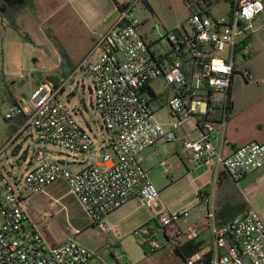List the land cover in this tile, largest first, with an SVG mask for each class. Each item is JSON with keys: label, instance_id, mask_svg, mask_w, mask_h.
I'll return each mask as SVG.
<instances>
[{"label": "built area", "instance_id": "1", "mask_svg": "<svg viewBox=\"0 0 264 264\" xmlns=\"http://www.w3.org/2000/svg\"><path fill=\"white\" fill-rule=\"evenodd\" d=\"M139 1L121 6L116 22L100 36L70 79L58 88L51 81L41 82L30 98L17 99L6 115L9 120L25 116L24 129L33 126L39 141L83 154L88 162L74 173L38 149L34 153L38 165L25 177V189L37 193L67 181L87 216L103 231L110 230L105 222L108 215L140 199L155 215L154 224L144 228L149 250L167 244L177 247L183 239H197L201 229H209L211 253L188 256L185 264H264V216L260 212L250 207L218 225L210 198L201 196L208 216L184 231L178 222L186 212L172 216L165 209L158 210L160 191L149 179L142 156L151 146L178 141L177 130L193 122L201 133L183 139L189 164L215 163L235 182L264 167V143L246 144L224 155L215 144V135L218 127H226L229 114L223 110L219 122L213 115L217 112L213 105L222 102L217 95L227 94L228 104L234 77L251 54L248 39L253 22L264 12V0H230L228 17L196 12L189 18L191 32L184 28L167 32L155 43L147 41L133 16ZM79 71L92 81L96 108L110 133L101 147L77 122L74 110L59 100ZM162 101L177 119L170 128L156 117L155 104ZM158 234L163 235L162 241ZM78 236L58 245L48 243L27 208L26 196L14 190L0 168V264L102 263ZM114 257L117 264L123 259L118 251Z\"/></svg>", "mask_w": 264, "mask_h": 264}, {"label": "rangeland", "instance_id": "2", "mask_svg": "<svg viewBox=\"0 0 264 264\" xmlns=\"http://www.w3.org/2000/svg\"><path fill=\"white\" fill-rule=\"evenodd\" d=\"M117 1L123 3L128 0ZM148 2L154 14L148 11L141 0L133 11L134 18L140 23L139 30L147 41L159 42L167 32L183 28L192 31L189 0ZM33 3L35 10L25 9L18 17L19 29L4 26L0 20V149L3 142L6 144L11 135L16 133V130L11 131L9 128L14 126V121L6 118L11 112L12 97L30 98L37 83L55 77L60 66L58 62L62 60L61 51L70 55L71 52H78L79 55L84 51L82 44L86 34L72 10L77 9L91 22L97 35L111 27L120 14L114 0H73L70 5L65 0H33ZM231 11L230 0H221L209 8L213 17H228ZM253 24L252 78L237 77L234 89L237 112L233 115L231 110L227 126L221 129L223 137L230 129L242 142L248 143L254 139V135L264 130V12ZM74 64L77 69V60ZM245 70L243 68L244 73ZM244 79H248L247 82ZM73 80L65 85L59 100L74 110L77 122L89 131L97 147H101L110 133L96 108L92 81L80 71ZM217 97L226 107L227 94ZM160 104H155L158 108L156 117L166 124L175 123L177 119L172 116L165 101ZM190 125L187 123L183 129L177 130L179 135H184L183 130L193 136L197 135L198 132L192 131ZM180 144L178 140L163 143L157 150L149 149L144 153L150 156L144 168L160 191L158 210L165 209L166 215L172 216L187 213L178 222L185 231L191 229L203 214L198 207L200 199L196 182L187 173V167L176 157ZM38 149L46 151L49 159L63 162L74 173L83 170L88 162L83 154L39 141L33 126L14 137V143L8 146V153L3 152L0 157V168L14 190L26 196L27 208L48 243H59L72 235H79L78 241L91 250L100 245L102 263L98 264H117L115 251L124 256L119 264L124 261L130 264H167L163 258H152L153 251L146 246L149 238L144 228L147 224H154L155 215L143 201L128 203L107 216L105 222L110 230L103 231L87 216L67 181L60 180L42 192L26 190L25 177L29 170L38 165L36 161L30 164ZM224 189L237 190L236 182L228 180ZM204 204L206 207L207 204ZM209 204L212 205V202ZM115 236H121V246L112 244ZM157 236L160 241L164 239L162 234Z\"/></svg>", "mask_w": 264, "mask_h": 264}, {"label": "crops", "instance_id": "3", "mask_svg": "<svg viewBox=\"0 0 264 264\" xmlns=\"http://www.w3.org/2000/svg\"><path fill=\"white\" fill-rule=\"evenodd\" d=\"M71 1H73V0H65V2L69 3V5H70ZM114 1L118 7L119 1H117V0H114ZM129 1L130 0L123 2V3H119V4L124 5V4L129 3ZM72 11L76 17L77 23H79V26L82 28V31H85V34H86V37L83 39V44H82V46L85 47L84 51L82 53L80 52L79 55H77L78 52H76L75 54H73L71 52V55H70L71 58L73 59V61H72L73 64H74V61L77 60V65H79L85 59V57L95 48V45H96L98 39L100 38V36L103 35L105 32H107L112 27V25H111V27H108L106 30H104L103 32H101L97 35V34H95V31H96L95 26L91 22H89L81 13H79V11L77 9H73ZM54 14H56V13H54ZM253 30H254V24H253V28H252L251 34L249 36V39H248V43H249L250 48L253 44V38H254L253 37ZM98 54L99 53H97V55L95 56V59L97 58ZM252 54H253V46L251 48V54L247 58L244 66H243L244 69L246 68V70H245L246 72L244 73L243 68H242L243 73H237V75H235L232 86H231V90H230L231 99H232L231 110H232L233 115H235V113L237 112V104H236V101L234 99L235 98L234 97L235 82H236L238 76H242V77L247 76L248 78H252L251 74L253 72L250 68V66L253 67V65H254V62H253L254 58H252ZM60 64H61V61L58 62V66ZM244 80L247 82L248 79H244ZM71 81L74 82V80H71ZM39 84L40 83H37V85H39ZM36 86H35V88H36ZM19 98H25V97L13 96L12 97V106H13V104L16 103L17 99H19ZM221 104L224 105L223 102H221ZM10 121H14V126H10L9 128L11 129V131L16 130V133H13L11 135L10 140L7 141L6 144H5V141L3 142L4 145L0 149V151H2V153L5 152L6 154L8 153V146H10L11 143H14V137H16L19 134H21L22 132H24V130H25L24 128L26 125L25 124L26 117L23 115H16L12 119H10ZM190 123H191L190 129L192 131L198 132V134L193 136V135H191V133L188 134L185 130H183L184 135L180 136L179 133L177 132V135L179 137V141L181 143L180 144L181 148L180 147H179L180 149L178 148L177 153H176V157H178L180 159L181 163H183V165L185 167H187V170H188L187 173L190 176H193V180L196 182L197 189L199 190V193L202 192L203 198H205V197L210 198V202H212V206L214 207L215 210L223 202H226L227 200L232 199V197H234L235 194L241 193L242 196L246 199V201L248 203V208L253 207L258 212H260L262 214V216H264V167L261 170L246 176L243 180L236 182V189L237 190L229 191L227 189H224L225 184L231 178L229 176L227 177L226 175H224L222 170L221 169L219 170L217 168V166H215L216 165L215 163L202 162L198 165H192L186 161V157H185L186 151L183 147V139L186 136L198 137L201 133V129L194 127L193 122H190ZM190 123H188V124H190ZM21 124H24V125H21ZM164 124L166 125L167 128H170V126H169L170 123H167V124L164 123ZM230 125H231V121H230ZM221 129L222 128H220V127L217 128V133L215 135V144H216V146L222 148L223 153L226 156L231 155L240 146L250 144V143H264V130H261L260 133H257L256 135H254V137H252L254 139L252 141H250V143H248V142H242L241 139L239 137H237L230 129L227 131V135L225 137H223L221 131L225 128H223L222 130ZM192 134H194V132H192ZM159 146L160 145L151 146L148 149H146L144 151V153L146 151H148L149 149H153V148H155V150H157L156 148H158ZM144 153L142 154V156L144 158V163H146L148 160H150V156H145ZM1 155H0V157H1ZM34 162H35V160H33L30 164L33 165ZM201 198H199L200 202L198 204V207L200 208V212L203 214V217L199 221H197L195 224H198V223L200 224V222H202L208 216V206L205 207L204 201H202ZM136 200H140V199H134L128 203H131V202L136 201ZM128 203H126L125 205H127ZM242 213H240V214H242ZM110 215H108V216H110ZM198 236L199 237L196 239V241L201 243L200 253L202 255H209L213 249V240L211 237L212 234H211L210 230L209 229H201L199 231ZM115 238H113V241L111 240L112 244L114 246H121V243H119V241L121 239L119 240L118 238H116V239ZM67 239H65L64 241L59 242V243L54 242L52 245L61 244V243L65 242ZM183 241H185V240L183 239L180 243H182ZM114 242H116V245ZM99 247H100V245H97V246H94L93 249L100 256L101 249ZM152 258H163L166 260L167 264H185L183 257L176 251L175 246L172 244H167L164 248L157 250V251H153ZM122 260H124V256H123ZM122 264H130V263L127 261H124Z\"/></svg>", "mask_w": 264, "mask_h": 264}, {"label": "trees", "instance_id": "4", "mask_svg": "<svg viewBox=\"0 0 264 264\" xmlns=\"http://www.w3.org/2000/svg\"><path fill=\"white\" fill-rule=\"evenodd\" d=\"M221 0H189L190 15L196 12L198 13H208L209 8L218 4ZM122 5L118 3V9ZM35 10L33 0H0V20L4 26L13 27L19 29L18 17L25 9ZM61 64L57 69V74L55 77L47 78L44 81H51L54 83L55 87H60L65 81L71 78L75 71V65L72 62L70 54L66 51H61ZM231 90V89H230ZM229 90V92H230ZM229 101L227 106L220 104H214L213 106L217 109L214 113V119L216 121H221L223 118V110H227L228 114L231 112L232 99L231 92L229 93ZM224 175H227L224 169H221ZM202 192L199 193V198H201ZM248 209V203L241 193H237L232 197V199L227 200L220 204V206L215 210V219L218 225L225 224L238 216L240 213ZM199 224V223H198ZM201 224V222H200ZM150 226V224L145 225V227ZM176 248V251L185 260L188 256L200 253L201 243L197 242L196 239L191 238L180 243Z\"/></svg>", "mask_w": 264, "mask_h": 264}, {"label": "water", "instance_id": "5", "mask_svg": "<svg viewBox=\"0 0 264 264\" xmlns=\"http://www.w3.org/2000/svg\"><path fill=\"white\" fill-rule=\"evenodd\" d=\"M144 6L148 9L151 14H154V10L152 9L151 5L149 4L148 0H141Z\"/></svg>", "mask_w": 264, "mask_h": 264}, {"label": "bare ground", "instance_id": "6", "mask_svg": "<svg viewBox=\"0 0 264 264\" xmlns=\"http://www.w3.org/2000/svg\"><path fill=\"white\" fill-rule=\"evenodd\" d=\"M230 93V92H229Z\"/></svg>", "mask_w": 264, "mask_h": 264}]
</instances>
